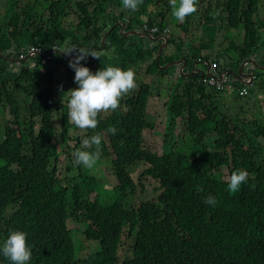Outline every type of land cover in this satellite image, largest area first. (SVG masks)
Wrapping results in <instances>:
<instances>
[{
	"label": "trees",
	"instance_id": "1",
	"mask_svg": "<svg viewBox=\"0 0 264 264\" xmlns=\"http://www.w3.org/2000/svg\"><path fill=\"white\" fill-rule=\"evenodd\" d=\"M161 3L172 12L171 4ZM157 4L158 0H143L135 11L124 8L122 0H30L25 5L6 0L3 6L0 114L7 113L9 120L0 125V246L10 231L25 232L32 249L28 264H264V126L259 121L246 122L239 114L228 115L226 108L232 100L237 106L242 103L239 92L230 100L225 97L229 95L200 81L199 74L184 77L183 70L181 83L172 87L165 103L161 154L143 144L144 131L154 129L146 120L151 97L146 80H139L133 95L122 97L110 115L99 114L95 129L77 128L68 116V104L63 106L57 100L53 79L57 67L64 66L69 75H75L67 61L72 53L61 56L63 48L85 49L96 55L111 50L112 59L97 55L99 59L88 56L81 61L93 73L108 66L135 71L152 62L146 74L167 77V68L162 67L172 59L162 61V53L157 60L163 42L143 39L158 45L140 48L131 42L135 36H126L139 31L144 35L148 27L158 28L155 39L162 37L168 28L164 24L167 13L155 12L158 20H153L148 12V6ZM202 5L209 43L215 42L221 28L226 29L217 53L210 58L233 78L246 62H255L257 66L248 64L243 70L248 73L253 68L252 86L241 81L235 86L239 91L248 88V99H262L264 40L260 29L264 22L257 20L260 0H226L224 7L213 6V0H199L197 9ZM69 10L78 16L76 29L64 27ZM45 12L48 24L43 28ZM192 19L193 14L187 16L184 26L176 29L187 33ZM169 35H164L167 46L186 61L189 73L195 72L190 60L209 61L202 55L207 48L204 42L181 51ZM33 51L39 55L30 56ZM178 121L183 123L182 135L187 140L176 134ZM109 127L117 128V134L108 133ZM70 130L82 133L74 137L77 145L84 138L101 135V158L109 159L118 181L111 205L100 201L96 180L81 167L76 177L61 179L59 162L68 151L59 144L69 141ZM93 146L88 151L94 152ZM139 163L147 166L139 180L149 177L156 181L159 194L152 202L130 208L127 202L137 185L141 186L133 179L131 168ZM237 169L246 170L249 178L238 191L230 192L226 178ZM71 170L68 166L67 171ZM92 190L98 194L90 201ZM210 195L218 201L214 207L204 202ZM70 221L83 227L82 236L89 245L97 246L95 252L79 256L83 247L77 242L75 248L73 235L80 232L69 230ZM125 235L130 247L121 259ZM0 264H10L2 253Z\"/></svg>",
	"mask_w": 264,
	"mask_h": 264
},
{
	"label": "rangeland",
	"instance_id": "2",
	"mask_svg": "<svg viewBox=\"0 0 264 264\" xmlns=\"http://www.w3.org/2000/svg\"><path fill=\"white\" fill-rule=\"evenodd\" d=\"M209 1V0H208ZM211 1V0H210ZM6 0H0V17L3 15V6L5 4ZM18 2L21 5L28 4L30 0H18ZM166 3L170 4V0H166ZM208 3V2H207ZM206 2H203V5L207 4ZM226 0H213V6L219 4V6L225 5ZM161 3V0H158V4L156 6L150 5L148 6V12L151 13L153 20H158V15L155 12L165 11L167 13L166 20L164 21V24L168 25V28L171 31V34L168 37H174L173 41L175 43V46L178 48H181V51H185L190 44L194 43V45H197L198 42L204 44H207V48L204 50L205 57L209 58V61L207 63L211 64L213 63V59L210 57H213V53H217V47L220 43L223 42L226 29L221 28L218 32L217 36L215 37L214 43H209V37L205 35L206 31L210 30L208 29V25H206V21L202 20V13H203V5L199 6L197 11L193 13V19L191 21V24L187 27V33H180L176 29L177 26L182 25L184 26V22L181 23L177 21L176 19L173 20L172 12H167V9L163 7ZM223 9V8H222ZM106 13H109V8L106 11ZM68 15H70L69 19L66 20L64 23V27L67 29H76L79 20L78 16L71 10L68 11ZM47 13L45 12V20L43 22V28H46L48 24L47 20ZM258 19L261 22H264V0H260L259 10H258ZM146 22V20H145ZM215 25L217 27L220 26L219 22H215ZM135 26V24H134ZM137 27H140V24L137 23ZM173 30V31H172ZM138 34H141V31L138 32ZM260 34L263 37L264 40V26L260 29ZM177 35V37L175 36ZM131 42H135L139 45L140 48L142 47H149L150 45L157 46L158 44H152L148 40L138 39L136 37L131 38ZM263 49L261 47V52L263 53ZM111 51V50H110ZM110 51H98L97 55H104L107 59H112L113 53H110ZM66 50L61 49L59 54L61 56H65ZM193 52V51H191ZM109 55V56H108ZM175 48L173 47H167L162 56V61L165 59H172V65L167 68V77H160L156 72L150 77L148 76L147 70L149 66H151L152 62H147L142 69L135 70L136 74V83L140 80H146L150 84L151 88V97L149 101V107L146 115V120L151 123L154 126L153 130H147L144 131V137H143V144L144 147L151 152L161 154V146L163 141V133L166 126V112H165V103L168 100V96L171 93V89L174 86H177L181 83L180 76V68L182 67V61L181 59L176 57ZM176 57V60H175ZM65 59H57L55 58V61H60ZM72 60L71 57L68 59V61ZM118 61V60H117ZM52 62V61H51ZM191 66L195 63L194 71L196 74L197 72H206L208 69V66L205 65V62H200L196 60H190L189 62ZM33 66V65H32ZM31 66V67H32ZM185 73H189V69L185 68ZM170 72V73H169ZM247 72V71H246ZM74 74L71 76L67 72L66 68L64 66L57 67V71L53 74L54 79V87L57 91V100L61 101L63 106H66L68 104V101L70 99V90H73L77 88V84L74 83ZM70 78L72 79L70 81ZM60 86H62V91H60ZM256 86V85H255ZM137 88V87H136ZM135 88V89H136ZM134 90H132L127 95L132 96L134 93ZM255 89V87H254ZM66 93V94H64ZM64 94V95H63ZM257 94V93H256ZM127 95L123 96L126 97ZM249 96L242 98V103L237 106L236 101L232 102L230 106L226 108V112H229V116L234 117L236 114H239V116L243 119H245L246 122L251 121H259L264 126V96L263 98H252L248 99ZM258 95H256L257 97ZM226 98H229L231 100L232 97L225 96ZM259 97V96H258ZM19 98L21 100H24L25 97L22 95H19ZM263 103H262V102ZM240 108H242V112H240ZM103 117L106 115H110V110L108 112H102L100 113ZM5 120H9V116L7 113L3 115L0 114V125L4 123ZM1 128V127H0ZM5 130V128H4ZM184 131V126L181 121L177 122V128H176V134L182 137L183 140H187L188 138L182 135V132ZM71 137L69 136V141L67 143L60 142V147L62 149H66L68 151L67 154H63L60 158L59 166H60V177L63 179L64 177H76L78 175V168L81 167L84 172L87 173L88 176H92L96 180L94 184L99 186V195H100V201L103 202L104 205H111L113 202H115V199H113V188H115L118 185V181L115 175L112 173V169L110 166L109 159L107 158H101V154L99 156V159L97 161V164L94 166L93 169H87L83 165H76L75 164V157L73 156V153L76 150H88L84 149L82 145V141L80 142V145H77V140L74 137H80L82 134L79 130L74 131L70 130ZM95 149V146H93ZM72 166V170L70 172L67 171V167ZM144 164H136L131 168V175L136 183L141 184V186L137 185V190L134 196L130 198L127 202L129 207L138 208L142 203L152 202L157 199V196L159 194L158 189V183L154 180H152L149 177H144L141 180H139V175L143 172V170L146 168ZM227 176V173L225 172V177ZM227 179V178H226ZM139 181V182H138ZM98 194L97 190H92V193L88 196V199L90 201H93L96 195ZM69 230L75 232V230L79 231L80 234L73 235V239L76 242L75 248H78L79 245L77 242L81 244L83 247L82 251H79L80 257H85L86 255L90 254V252H95L97 250L96 245H89V243L86 242L85 238L82 236L83 227L80 225H77L73 223L72 221L68 224ZM122 250H120L119 256L121 259H123L127 251L130 247V242L127 241V236L125 235L123 237V243H122ZM90 247L92 249L90 250Z\"/></svg>",
	"mask_w": 264,
	"mask_h": 264
},
{
	"label": "clouds",
	"instance_id": "3",
	"mask_svg": "<svg viewBox=\"0 0 264 264\" xmlns=\"http://www.w3.org/2000/svg\"><path fill=\"white\" fill-rule=\"evenodd\" d=\"M198 2L199 0H170L172 15L177 21L183 23L187 16L197 11ZM142 3L143 0H122L123 7L132 11H135ZM162 37H164L163 33ZM74 51L75 58L73 57L70 61L67 59V61L69 62V68L75 73L74 83L77 84V88L67 92L70 93L68 116L79 129H95L99 123L98 115L109 110L115 111L120 106L121 98L137 87L136 74L131 67L123 70L114 66L104 67L93 73L89 68L82 66L81 61L86 60L88 56L99 59L98 56L88 50L74 47H69L64 54L69 55ZM37 55L35 54L34 56ZM50 60L52 61V59ZM50 60L49 62H51ZM44 64H46V61ZM205 65L208 66L207 64ZM197 73L199 74L200 72ZM203 73L205 74V72ZM60 91H62V86H60ZM117 131L115 127L107 129V132L111 135H116ZM101 142L100 134L84 138L82 141L83 148L90 149L94 145L96 150L94 152L76 150L73 153L75 164L83 165L87 169H93L100 156ZM248 178L249 173L246 170L237 169L233 171L227 178L228 191H238L241 185L247 182ZM204 202L213 207L218 204L216 198L211 195ZM26 241L27 234L25 232L12 230L2 246H0V253L10 261V264H28L32 257V249Z\"/></svg>",
	"mask_w": 264,
	"mask_h": 264
},
{
	"label": "built area",
	"instance_id": "4",
	"mask_svg": "<svg viewBox=\"0 0 264 264\" xmlns=\"http://www.w3.org/2000/svg\"><path fill=\"white\" fill-rule=\"evenodd\" d=\"M145 33L147 35L150 36H154V34H158L159 30L158 28L152 29L150 30L148 27L145 28ZM170 31L168 29L163 31V36L164 35H169ZM38 54L39 52L37 51H33V53H31V56H34L35 54ZM208 69H207V73L205 72L203 77H200V81H202L204 84L209 85L211 87L214 88V90L218 93L224 94V95H229V96H233L235 94V92H239L241 97H246L249 94V89L248 88H244L241 91H239L236 86L235 83L239 80H237L235 77H230L227 72H223L222 69H220L215 62L208 64ZM252 67L249 68V72L248 74H252ZM255 77L253 76V81H254ZM246 81H249V79H246ZM252 81V84H253Z\"/></svg>",
	"mask_w": 264,
	"mask_h": 264
},
{
	"label": "water",
	"instance_id": "5",
	"mask_svg": "<svg viewBox=\"0 0 264 264\" xmlns=\"http://www.w3.org/2000/svg\"><path fill=\"white\" fill-rule=\"evenodd\" d=\"M125 28H126V27L123 26V30H122V31H124ZM108 35H109V32L106 34V36L103 37V39H102V41H101L102 45L104 44V42H105V40H106V38H107ZM126 36H127V37H129V36H135V37H138V38H140V39H149V40L153 41L154 43H158V42L162 41L163 44L159 47L158 52H157V57H158V58L161 56L162 51H164V50L166 49V47H167L166 38H164V37H160V38H158V39H155L154 37H152V36H150V35H147V34L141 35V34H138V33H130V34H127ZM103 47H104V46H103ZM74 53H75V51L72 53L71 59H73V57H74ZM36 55H37V53H36ZM2 59H4V57H2ZM50 61H51V60H50ZM171 64H173V63L167 64V65H165V66L162 67V68L166 69V68L170 67ZM248 64H253V65H256V66H257V64H256L255 62L248 61V62H246V63L240 68L238 75L235 76V78H236L237 80L241 81L245 86H251V85H252V81H253V75H252V74L243 73L244 68H245ZM195 65H196V64L194 63V64H193V68H195ZM185 67H186V63H185V60H183V65H182V67L180 68L179 72L182 73L183 70L185 69ZM261 69L264 70V68H261ZM208 71H209V70H208ZM208 71H207V72H208ZM228 73H230V72L228 71ZM194 74L196 75L195 72H194V73H185V74H184V77H189V76H192V75H194ZM199 76H200V77H203V76H204V73H203V72H200V73H199ZM246 79H249V81H246Z\"/></svg>",
	"mask_w": 264,
	"mask_h": 264
},
{
	"label": "flooded vegetation",
	"instance_id": "6",
	"mask_svg": "<svg viewBox=\"0 0 264 264\" xmlns=\"http://www.w3.org/2000/svg\"><path fill=\"white\" fill-rule=\"evenodd\" d=\"M167 48V47H166ZM163 53V52H162ZM157 60H158V57H157Z\"/></svg>",
	"mask_w": 264,
	"mask_h": 264
},
{
	"label": "crops",
	"instance_id": "7",
	"mask_svg": "<svg viewBox=\"0 0 264 264\" xmlns=\"http://www.w3.org/2000/svg\"><path fill=\"white\" fill-rule=\"evenodd\" d=\"M234 102V100H232Z\"/></svg>",
	"mask_w": 264,
	"mask_h": 264
}]
</instances>
